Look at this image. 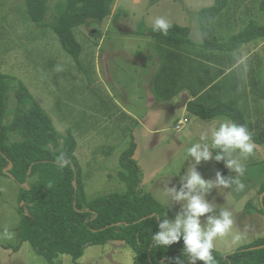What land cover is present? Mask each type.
Segmentation results:
<instances>
[{
    "label": "rangeland",
    "instance_id": "rangeland-1",
    "mask_svg": "<svg viewBox=\"0 0 264 264\" xmlns=\"http://www.w3.org/2000/svg\"><path fill=\"white\" fill-rule=\"evenodd\" d=\"M57 1L50 4V17ZM261 1L228 0L221 14L210 23V29L219 41L227 42L244 28L250 16L261 21L258 11ZM214 3L215 0H158L155 3L117 0L108 19L90 21L74 31L82 48L75 61L62 49L51 29L31 21L25 0H0L1 71L25 85L59 134L71 133L87 201L125 191L117 176L118 160L132 142L136 146L134 159L141 171L140 189L162 205V215L169 219L174 216L179 206L173 204L168 209L164 205V185L177 184L179 176L175 174L180 170L182 174L191 162L186 161L187 147L208 128L198 131L200 127L196 126V130L187 134L191 125H185L181 131L175 123L173 130L176 118L183 119L189 113L182 114L178 108L172 115L161 104L153 106L138 89V77L142 72L145 79L159 65L158 44L148 31L156 17L166 18L171 25L188 27L190 39L200 44L203 38L198 11ZM227 54L229 60L235 59L241 66L226 69L235 71L226 78L229 89L223 94V101L234 102L247 121L252 122L255 131H262L264 100L256 110L254 98L245 89L249 84L250 92L264 89V40L244 44ZM140 61L145 62L140 64ZM222 86L226 88V84ZM15 106L16 100L10 93L6 123L12 119ZM218 117L219 121L230 120L227 116ZM242 163L244 174L236 178L245 188L223 190L222 196L213 190L209 196V199L214 197L219 207L231 208L232 231L241 236L235 243L230 235L218 237L214 249L221 254L264 239V214L258 211L259 188L264 183V145L257 146L251 156L242 158ZM198 170L210 178L221 168L210 161L202 162ZM18 191L19 185L12 178L0 174V264H48L27 242L20 243ZM53 264H133V253L125 243L109 241L85 247L76 261L68 255H59Z\"/></svg>",
    "mask_w": 264,
    "mask_h": 264
},
{
    "label": "trees",
    "instance_id": "trees-1",
    "mask_svg": "<svg viewBox=\"0 0 264 264\" xmlns=\"http://www.w3.org/2000/svg\"><path fill=\"white\" fill-rule=\"evenodd\" d=\"M52 1L25 0L28 15L39 27L51 29L62 49L77 61L82 48L74 31L90 21L108 19L117 0H58L50 17ZM148 1L155 3L158 0ZM227 3L228 0H215L212 6L198 11L203 38L200 44L190 39V29L187 27L172 25L166 35L152 28L148 30L158 44L156 50L160 59L154 82L157 87L162 77H166L167 83L174 88L178 84L183 85L176 93L186 88L194 98L186 104L189 115L201 119L227 116L231 121L248 127L255 145H264V130L255 131L253 124L247 122L234 102L227 104L219 98L212 107L202 103L203 98L221 87L223 91V84H217L216 80L232 66V60L219 62V53L239 50L244 44L264 40L262 0L258 5L261 21L250 16L239 33L230 36L227 42L219 41L209 25L217 19ZM46 18L51 19L46 21ZM202 50L206 55L202 54ZM204 59L205 62H202ZM210 61L221 66V69L213 76L208 71V80L193 90L189 84L199 79L196 73L204 68L200 66L205 65L207 70L210 69L206 64ZM10 93L14 95L16 106L12 119L6 123ZM162 95L159 94L160 99ZM259 108L256 106V109ZM75 150L76 142L71 133L59 134L51 118L36 103L25 85L3 73L0 67V174H4L3 170L9 164L12 165L9 173L19 185L20 243L27 242L48 264H53L59 255H68L76 261L83 255L85 247L103 245L109 241L129 246L133 253V264H174V258L181 256L182 242L168 248L152 247V233L157 231L155 217L162 216L164 209L150 193L140 189L141 171L134 159L135 144L131 142L118 160L117 176L124 184L125 191L92 201L86 199ZM216 164L222 174L227 175L223 163ZM263 193L264 183L259 188V195ZM259 205L258 211L264 214V196ZM213 256L216 264H264V239L228 254L214 249ZM197 264L203 262L198 261Z\"/></svg>",
    "mask_w": 264,
    "mask_h": 264
},
{
    "label": "clouds",
    "instance_id": "clouds-1",
    "mask_svg": "<svg viewBox=\"0 0 264 264\" xmlns=\"http://www.w3.org/2000/svg\"><path fill=\"white\" fill-rule=\"evenodd\" d=\"M171 27L164 17H156L152 22V30L165 35ZM252 137L246 125L225 119L213 123L187 147L186 161L191 162L182 174L181 170L175 174L179 176L177 184L165 183L163 189L164 205L168 209L173 204L179 207L171 219L165 214L155 217L157 231L151 237L155 248H168L182 242L181 256L174 258V264H197L198 261L216 264L213 256L216 239L229 235L233 243L241 239L239 233L232 231L231 208L219 207L214 197L209 199V196L213 190L217 196H222L223 190L245 188L236 177L243 176L245 171L242 158L254 153L256 145ZM210 161L222 162L229 174L216 170L213 177L205 178L198 167Z\"/></svg>",
    "mask_w": 264,
    "mask_h": 264
},
{
    "label": "crops",
    "instance_id": "crops-1",
    "mask_svg": "<svg viewBox=\"0 0 264 264\" xmlns=\"http://www.w3.org/2000/svg\"><path fill=\"white\" fill-rule=\"evenodd\" d=\"M247 23H248V21H247ZM227 53H229V51H225V53L224 52L219 53V62L225 61L226 59H228L229 56ZM204 55H206V54H204ZM152 58H153V56H152ZM157 59H159L158 56H157ZM205 60L206 59L202 60V62H205ZM141 62L144 63L145 61H140L139 63L141 64ZM232 62L233 63H231V64L236 65V68L241 66L240 63H238L235 59H233ZM159 64H160V59H159ZM206 64L210 67V69L207 70L205 65L200 66V67H204V68L201 71L199 70L196 73V75L199 79L194 80L189 84V86L191 88H193V90L197 89L200 86L201 82H206L208 80V74H207L208 71L210 72L209 74L213 76L217 73V70L221 69V66L217 65L213 61L207 62ZM158 69H159V65L155 70H152L153 72H151L148 76H146L145 79L142 78L143 75H142V72H140V77H138L139 78L138 89L144 94V97L150 99V101L153 103V106L158 107L161 104V107L165 106L167 108L168 112H169V110H171L172 111L171 114L173 115L174 113H176V111H178L177 106L180 103L183 95H186L188 97L187 102L193 101L194 98H192L190 96V94H189L188 90H186V88H185V90H182L180 93H176L178 91V89L181 90L183 88V85L178 84V86L176 88H174L173 85H170L167 83L166 77H162V80L160 81L159 85L156 87V85H155L156 82H154V80H155L154 77L157 74ZM234 71H235V69L234 70H225L224 75H222V77L221 76L218 77V79L216 80L217 84L219 83V85H220L223 82V84H226V88H223V91H224L223 92L222 87H221L220 90L218 89V90L214 91V93H212L210 96L203 98L202 103L204 105H206V106L213 105L218 101L219 98L220 99L224 98V97H222L223 94L224 93L226 94L227 90L229 89V87H228L229 81L226 80L227 77H224V76H229ZM243 73H244V71H243ZM247 74H250V71H248ZM165 75H167V74L165 73ZM232 82H234V81H232ZM246 90L249 91L250 98H251V95L254 98L253 101L255 103V108H256V106L259 107L261 102L264 100V91L262 90L261 92H258L257 89H255L254 92L253 91L250 92V84L245 89V91ZM156 93L157 94L158 93L163 94L162 98L160 99V96L157 95ZM256 110H259V109H256ZM180 111L182 112V114H184L186 111V105H185V108H183V109L180 108ZM126 113H127V115H130L129 112H126ZM182 118L183 119H181V117L180 118L177 117L176 122L181 121V120L186 121V124H184L183 127L180 129L181 131L183 130L185 125H187V124L191 125V127L186 131L187 134L191 133L192 130H196V126L200 127L198 130V131H200L201 128H209L213 123L219 122V120H218L219 117H215L213 119H201L198 116H194V115L186 116L185 115V116H182ZM176 122H174L172 129L174 128V125ZM247 122L250 123V121H247ZM250 124H252V122ZM252 128H254V126H252ZM257 146H260V145H256V147Z\"/></svg>",
    "mask_w": 264,
    "mask_h": 264
},
{
    "label": "water",
    "instance_id": "water-1",
    "mask_svg": "<svg viewBox=\"0 0 264 264\" xmlns=\"http://www.w3.org/2000/svg\"><path fill=\"white\" fill-rule=\"evenodd\" d=\"M187 99H188V97L186 95H183L182 98H181V101H180V103L178 104L177 107L181 108L182 106H185L186 103H187ZM11 168H12V165L9 164V166L6 169L3 170V173L7 174L10 178H12V176L9 173V170ZM263 196H264V193L260 196V201H262Z\"/></svg>",
    "mask_w": 264,
    "mask_h": 264
},
{
    "label": "built area",
    "instance_id": "built-area-1",
    "mask_svg": "<svg viewBox=\"0 0 264 264\" xmlns=\"http://www.w3.org/2000/svg\"><path fill=\"white\" fill-rule=\"evenodd\" d=\"M184 124H186V121H178L177 122V126H178L177 128H180L181 129Z\"/></svg>",
    "mask_w": 264,
    "mask_h": 264
}]
</instances>
